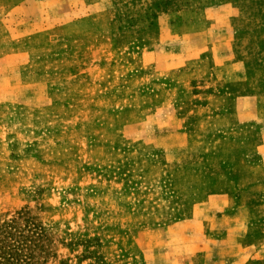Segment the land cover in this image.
I'll list each match as a JSON object with an SVG mask.
<instances>
[{
    "label": "rangeland",
    "instance_id": "rangeland-1",
    "mask_svg": "<svg viewBox=\"0 0 264 264\" xmlns=\"http://www.w3.org/2000/svg\"><path fill=\"white\" fill-rule=\"evenodd\" d=\"M30 264H264V0H0V223Z\"/></svg>",
    "mask_w": 264,
    "mask_h": 264
},
{
    "label": "trees",
    "instance_id": "trees-1",
    "mask_svg": "<svg viewBox=\"0 0 264 264\" xmlns=\"http://www.w3.org/2000/svg\"><path fill=\"white\" fill-rule=\"evenodd\" d=\"M39 228L25 212L0 223V264H30Z\"/></svg>",
    "mask_w": 264,
    "mask_h": 264
}]
</instances>
